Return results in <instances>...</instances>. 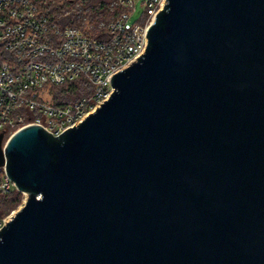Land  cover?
I'll return each mask as SVG.
<instances>
[{
    "label": "water",
    "instance_id": "water-1",
    "mask_svg": "<svg viewBox=\"0 0 264 264\" xmlns=\"http://www.w3.org/2000/svg\"><path fill=\"white\" fill-rule=\"evenodd\" d=\"M113 85L63 139L7 141L29 197L0 264H264V0H168Z\"/></svg>",
    "mask_w": 264,
    "mask_h": 264
},
{
    "label": "built area",
    "instance_id": "built-area-1",
    "mask_svg": "<svg viewBox=\"0 0 264 264\" xmlns=\"http://www.w3.org/2000/svg\"><path fill=\"white\" fill-rule=\"evenodd\" d=\"M139 1L144 13L130 23ZM167 4L114 0L113 6L126 11L94 31L88 19L83 28L60 26L41 12L38 0H0V132L9 130L10 138L34 125L55 140L63 139L110 99L116 90L113 77L144 56L151 26ZM81 79L80 97L56 102L53 88ZM7 141L0 166L2 193L20 191L7 172ZM11 217L0 219V232Z\"/></svg>",
    "mask_w": 264,
    "mask_h": 264
},
{
    "label": "trees",
    "instance_id": "trees-1",
    "mask_svg": "<svg viewBox=\"0 0 264 264\" xmlns=\"http://www.w3.org/2000/svg\"><path fill=\"white\" fill-rule=\"evenodd\" d=\"M114 0H38L41 12L51 21L60 26L77 25L84 27L85 19L90 20L93 30L99 28L101 22H107L120 16L126 9L122 6H111ZM83 80H78L70 84H64L53 88L55 100L59 104L76 100L80 97ZM87 87H84L86 89ZM6 134L3 143L10 136V131ZM1 133V132H0ZM2 182V171L0 170V184ZM23 193L17 189H12L8 193L0 191V219L7 216L22 202Z\"/></svg>",
    "mask_w": 264,
    "mask_h": 264
},
{
    "label": "rangeland",
    "instance_id": "rangeland-1",
    "mask_svg": "<svg viewBox=\"0 0 264 264\" xmlns=\"http://www.w3.org/2000/svg\"><path fill=\"white\" fill-rule=\"evenodd\" d=\"M113 3V2H112ZM111 3V6H113ZM144 13V8L141 4V1L138 2L137 5V9L135 10V12L133 13L132 19L130 23L136 22L137 20H139L142 16V14ZM29 197L28 193H23L22 195V202L12 211H10V213L5 216L6 218H10V216H14L16 212H18V210L23 206L24 202L26 201V199Z\"/></svg>",
    "mask_w": 264,
    "mask_h": 264
}]
</instances>
